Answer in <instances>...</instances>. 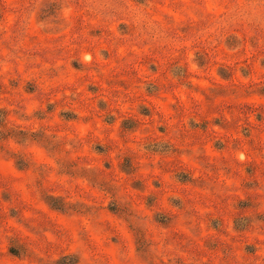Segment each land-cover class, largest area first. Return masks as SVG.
<instances>
[{"label":"rangeland","instance_id":"374dc122","mask_svg":"<svg viewBox=\"0 0 264 264\" xmlns=\"http://www.w3.org/2000/svg\"><path fill=\"white\" fill-rule=\"evenodd\" d=\"M0 264H264V0H0Z\"/></svg>","mask_w":264,"mask_h":264}]
</instances>
